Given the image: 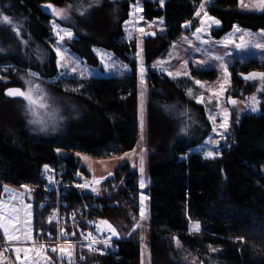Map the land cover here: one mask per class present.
<instances>
[{
	"label": "trees",
	"instance_id": "16d2710c",
	"mask_svg": "<svg viewBox=\"0 0 264 264\" xmlns=\"http://www.w3.org/2000/svg\"><path fill=\"white\" fill-rule=\"evenodd\" d=\"M134 1L0 0V66L10 67L7 80L0 81V201L7 189L21 191V185L32 188V234L44 219L39 206V177L46 171L45 165L49 171L65 165L66 169H79L80 174L88 175L77 159L78 153L93 159H111L132 150L137 143L138 79L132 58L137 44L136 40L127 42L123 30ZM201 1L166 0L162 8L158 0L142 4L145 21L163 20L162 34H145L142 47L147 76L145 139L150 153V261L187 264L180 259L182 252L194 254L200 264H208L209 258L216 264H264V88L259 94V113L235 121L230 127L229 147L223 148L218 157L207 159L197 153L187 154L211 130L204 107L188 94L196 89L191 78L213 81L217 72L190 68V77L172 80L149 68L183 33V24L190 23V31L198 27L195 12ZM48 5L66 7V16L59 23L74 35L66 46L86 65L98 66L93 49L100 48L126 64L130 73L124 77L49 82L57 76V67ZM242 9L240 0H214L206 10L209 17L220 21L212 36L219 38L235 25L264 31V10ZM2 16H8L11 23H4ZM254 70L264 73V63L250 60L230 66L229 93H252L255 87L244 76ZM27 72L38 77L31 83L65 118L63 130L53 137L31 133L22 98L4 95L9 87L22 88L21 76ZM181 104L194 113L189 116L191 122L182 128L175 109ZM98 181L94 182L93 196L97 194L96 201L104 206L95 210V216L116 229L113 241L119 254L91 260L101 264H140L143 241L140 226H136L142 220L137 172L125 164ZM190 222L198 223L199 231H188ZM51 258L54 260V256ZM19 263L10 259L4 264Z\"/></svg>",
	"mask_w": 264,
	"mask_h": 264
},
{
	"label": "rangeland",
	"instance_id": "374dc122",
	"mask_svg": "<svg viewBox=\"0 0 264 264\" xmlns=\"http://www.w3.org/2000/svg\"><path fill=\"white\" fill-rule=\"evenodd\" d=\"M145 0H135L129 6L128 18L123 24L124 39L129 42L136 40V50L132 54V58L136 64L138 89H137V130L138 139L137 143L132 150L120 154L111 159H93L89 156L79 154L77 159L81 166L90 174L91 178L100 179L108 175L116 168L122 165H128L131 170H135L138 175V189H139V214L141 216V199L143 197L144 218L141 220V239L143 241L141 247L140 264H151L149 250L147 247V221H148V195L147 188L149 186V176L147 169V161L149 157V150L146 145L145 139V107L147 99L146 87V66L145 58L143 55V39L145 34H151L150 37L159 36L163 32L162 18L153 21H145L142 16V4ZM166 0H163V4ZM214 0H202L196 6L195 18L198 22L197 28L204 30L197 33L195 30H189L190 23L182 25L183 33L175 40L167 53L162 57L156 59L149 68L158 74L165 75L169 79L177 80L181 77H190V68L195 70H209L213 69L217 72V78L213 81H200L197 85L194 78H191L196 89L189 93V97L204 107L205 119L209 122L211 130L209 135L203 142L189 150V153H197L202 157H206V153H218L215 157L220 155L223 148L229 147L231 136V125L243 116H253L259 113V104L261 103L259 94L261 89L264 88V81L259 79L249 80L255 87L254 91L250 94L232 95L229 93L231 88V77L228 71L229 67L235 62L239 64H247L250 60H256L258 64L264 63V31H250L242 29L238 26L233 28L219 38L212 36L211 32L219 28L220 24H215L209 20L207 8ZM241 2V0H240ZM160 8L161 0H158ZM204 4L203 9L200 8ZM242 10L251 11L258 7V0H243ZM251 6V7H250ZM246 8V9H245ZM57 12L63 11V16L51 13L52 19L50 26L55 37L53 44V51L55 53V64L57 67V76L49 80V82L62 81L67 79H88L91 77H124L130 73L129 67L118 61L109 51L96 48L93 53L98 59L97 67H90L84 63L77 55L72 53L66 46V41L73 39L74 35L70 29L60 25L59 20L66 16V7L55 8ZM200 12L197 16L196 13ZM204 21V24L201 21ZM187 25V26H185ZM239 29L238 31L236 29ZM61 30L70 31L71 38L64 35ZM142 30V31H141ZM63 35V39L60 36ZM148 36V35H147ZM199 37V38H198ZM243 44L242 49H238L236 45ZM261 45L262 47H257ZM57 50L60 56L57 55ZM142 50V51H141ZM60 61L58 65L57 61ZM144 69V84L141 85L140 68ZM224 68H227L228 76L224 74ZM10 70L9 66H0V81H6L7 75ZM188 75H184V72ZM258 71V70H254ZM31 73V74H30ZM171 73L172 75H169ZM26 75L21 76L22 91L29 94L35 103H30L24 97L26 112L28 115V123L31 133L42 137H53L59 134L66 124L60 112L56 107L47 104L46 99L36 90V85L31 83V79L38 78L33 72H27ZM242 75V74H241ZM240 79L242 76L239 77ZM223 85V91L221 86ZM144 90V95L141 97V91ZM256 98L257 103H253L252 97ZM229 100L235 101L230 103ZM42 103L44 107L40 106ZM201 101V102H198ZM255 106L256 110L253 111ZM178 113V121L180 127L187 126L188 121L191 122L189 116L192 111L181 104L180 107L175 108ZM227 113V129L221 127L224 123L225 114ZM189 114V115H188ZM188 115V116H187ZM212 117L213 119H210ZM143 125V127H142ZM215 128V131L213 129ZM183 136V135H182ZM143 137V139H141ZM127 154V155H125ZM180 156L184 159L186 156ZM123 157V159H120ZM141 157H143V172H141ZM143 182V187L141 183ZM8 195L7 201L2 198ZM0 212L3 213V219L0 223L9 227L11 235L17 239H8L4 235V229L0 228V238L6 244H29L33 241L32 234V204L31 194L22 191L5 190L1 194ZM30 206V207H29ZM31 213L29 216L28 213ZM198 223L190 222L188 231H195ZM30 237V238H29ZM214 252V250H212ZM180 259L187 264H200L199 259L194 254L182 253ZM208 264H216L212 259H208ZM6 263V260L0 253V264ZM19 264H31L30 260L20 262ZM33 264H50L49 261L42 255H36Z\"/></svg>",
	"mask_w": 264,
	"mask_h": 264
},
{
	"label": "built area",
	"instance_id": "2783aa9c",
	"mask_svg": "<svg viewBox=\"0 0 264 264\" xmlns=\"http://www.w3.org/2000/svg\"><path fill=\"white\" fill-rule=\"evenodd\" d=\"M39 182L43 223L35 229L29 244H6L0 240V253L4 259L19 262L29 259L33 264L35 256L42 255L50 264H101L91 258L118 257L113 234L95 216V210L104 204L93 196L95 189L90 174L82 175L79 169H66L62 165L48 172L42 171ZM20 189L32 193L29 186L21 185ZM85 195H91V198ZM8 198L4 195L2 199ZM16 249H21L19 260ZM61 249L65 251L62 253Z\"/></svg>",
	"mask_w": 264,
	"mask_h": 264
},
{
	"label": "snow or ice",
	"instance_id": "6c2138e0",
	"mask_svg": "<svg viewBox=\"0 0 264 264\" xmlns=\"http://www.w3.org/2000/svg\"><path fill=\"white\" fill-rule=\"evenodd\" d=\"M241 4H242V6H244V7H247V5H244L243 4V0H241ZM161 6H163V0H161ZM258 6H259V8L261 9V10H264V0H258ZM48 7L49 8H52L53 6L52 5H48ZM205 7V5L202 3L201 5H200V8L201 9H203ZM53 13L54 14H56V15H60V16H63V11H61V12H57L56 11V9L55 8H53ZM196 15L197 16H199L200 15V12L198 11L197 13H196ZM207 15V13H205V16ZM209 20H212V22L213 23H215V24H219L220 23V21H218V20H215L214 18H212V17H209L208 18ZM2 21L4 22V23H6V24H10L11 23V21H10V19H9V17L8 16H2ZM201 23L202 24H204V21L202 20L201 21ZM185 26H187V25H185ZM234 28H236V26H234ZM14 31H17L16 29H13ZM204 29L203 28H197V33H199V32H201V31H203ZM237 31L239 30L238 28L236 29ZM62 32H64V35H67L69 38H71V36H72V33L70 32V31H66V30H61ZM142 31V30H141ZM17 35H19V32L17 31ZM199 38V37H198ZM60 39H63V35H61L60 36ZM236 47L238 48V49H242L243 47H244V45L243 44H239V45H236ZM257 47H262L261 45H257ZM142 51V50H141ZM57 55L58 56H60V52H59V50H57ZM57 63H58V65L60 64V61L58 60L57 61ZM31 74V73H30ZM184 75H188V73L185 71L184 73H183ZM224 74H225V76L227 77L228 76V72H227V68H224ZM169 75H172L171 73H169ZM244 79L245 80H255V79H259L260 81H264V73H250V74H248L247 76H245L244 77ZM140 80H141V85H143L144 84V69H143V67H141L140 68ZM195 83L197 84V85H200V81H195ZM221 91H223V85L221 86ZM189 93L191 94V90H189ZM6 95H8V96H21V97H24L26 100H29L30 101V103H35V101L32 99V97L29 95V94H26L25 92H23L21 89H7L6 90V93H5ZM143 95H144V90L142 89V91H141V97H143ZM252 100H253V103H254V105H255V103H257V101H256V98L253 96L252 98H251ZM198 102H201V101H198ZM229 102L230 103H235V101H233V100H229ZM40 106H42V107H44L45 105L42 103V101H41V105ZM253 111H255L256 110V108H255V106L253 107V109H252ZM210 119H213L212 117H210ZM227 113L225 114V119H224V123L221 125V127L222 128H224L225 130L227 129ZM142 127H143V125H142ZM213 131H215V128L213 129ZM141 139H143V137H141ZM218 153H212V152H208V153H206L205 155H206V157H208V158H215V155H217ZM125 155H127V154H125ZM120 159H123V157H121ZM45 170L46 171H49V169H48V166L47 165H45ZM141 172H143V157H141ZM109 175H111V173H109ZM50 182H51V178H50ZM96 183H99V181L97 180V181H95ZM144 185H143V182L141 183V187H143ZM80 187H87V185H80ZM141 204H142V208H141V218L143 219L144 218V209H143V197H142V199H141ZM30 207V206H29ZM28 215L30 216L31 215V213L29 212L28 213ZM3 219V213L2 212H0V220H2ZM102 224H105L106 226H107V229L109 230V231H111L112 232V234L115 236V235H117V232H116V229L115 228H113L112 227V225L111 224H109L107 221H102L101 222ZM137 227H139L140 225H139V223H137V225H136ZM0 228H3L4 229V235H5V237L6 238H8V239H17V237H15V236H13V235H11L10 234V232H9V227L8 226H6L5 224H3V223H0ZM195 231H199V225L197 224L196 225V228H195ZM30 238V237H29ZM177 243H179V242H177ZM105 246L107 247V242H105ZM21 251V249H16V252H17V259L19 260L20 259V257H19V252ZM53 251H55V249H53ZM65 250L64 249H61V252L63 253ZM68 255L70 256L71 255V253H68ZM25 259H27V257H25Z\"/></svg>",
	"mask_w": 264,
	"mask_h": 264
},
{
	"label": "water",
	"instance_id": "95a60500",
	"mask_svg": "<svg viewBox=\"0 0 264 264\" xmlns=\"http://www.w3.org/2000/svg\"><path fill=\"white\" fill-rule=\"evenodd\" d=\"M53 11V8H51L50 9V12H52ZM250 73H262V72H260V71H251V72H249L248 74H250ZM248 74H246L245 76H247ZM244 76V77H245ZM21 89V88H19V87H9V88H7V89ZM6 89V90H7ZM6 90L4 91V95L7 97V98H11V99H15V98H21V96H8V95H6L5 93H6ZM22 90V89H21ZM98 179H94V182L95 181H97ZM95 197H97V194L95 195Z\"/></svg>",
	"mask_w": 264,
	"mask_h": 264
},
{
	"label": "crops",
	"instance_id": "0c3cea01",
	"mask_svg": "<svg viewBox=\"0 0 264 264\" xmlns=\"http://www.w3.org/2000/svg\"><path fill=\"white\" fill-rule=\"evenodd\" d=\"M131 5V4H130ZM96 48L93 49V51L95 50Z\"/></svg>",
	"mask_w": 264,
	"mask_h": 264
}]
</instances>
